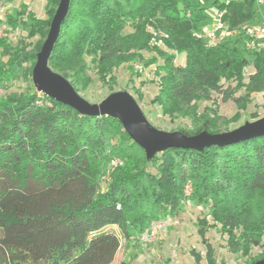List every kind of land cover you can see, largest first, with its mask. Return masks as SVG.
<instances>
[{
    "label": "trees",
    "instance_id": "16d2710c",
    "mask_svg": "<svg viewBox=\"0 0 264 264\" xmlns=\"http://www.w3.org/2000/svg\"><path fill=\"white\" fill-rule=\"evenodd\" d=\"M58 2L46 0L43 18L24 5L17 16H6L8 25L21 24L28 38L37 37L32 48L0 38L6 57L0 61V264H110L120 239L104 229L115 225L126 240L134 238L150 220L177 210L188 182L187 200L207 205L214 222L197 220L206 264H216L205 234L217 225L228 249L246 257L243 264L263 258L264 136L202 150L168 148L147 160L115 118L80 115L32 84L24 92L6 90L20 76L31 77ZM209 9L223 11L224 22L236 28L213 45L201 36ZM262 14L264 0H70L48 63L83 89L91 82L90 65L111 87L121 64H153L158 91L151 103L161 114L190 118L193 128L178 129L186 135L218 133L215 102L199 111V101L220 92L245 110L252 93L264 99V46L247 49L240 27ZM143 51L153 54L145 59ZM178 54L185 55L183 65L174 64ZM222 81L234 85L222 89ZM239 90L244 94L233 97ZM134 93L142 99L139 89ZM113 157L122 163L101 190L102 170ZM254 246L263 250L250 256ZM190 253L202 264L198 251Z\"/></svg>",
    "mask_w": 264,
    "mask_h": 264
},
{
    "label": "rangeland",
    "instance_id": "374dc122",
    "mask_svg": "<svg viewBox=\"0 0 264 264\" xmlns=\"http://www.w3.org/2000/svg\"><path fill=\"white\" fill-rule=\"evenodd\" d=\"M45 3L46 0H0V25L2 26L0 29V38H4L11 45H15L19 40H24L26 43H29V49L32 48L37 37L28 38L26 30L22 28L21 24H17L15 27L8 25L6 16L9 13L17 16L21 7L24 5L26 7V12L32 13L36 18H43L45 16ZM209 10L212 11L211 9ZM210 11L208 13L212 14ZM248 24L252 23H244L240 27ZM235 29L236 28H232L231 31ZM126 30H128V28ZM157 44L164 48L160 41H158ZM152 54V52L146 51L142 53L145 59L149 58ZM184 58V54L176 55L174 64L183 65ZM5 59L6 57H2L0 54V61ZM87 62H89V58ZM28 65L29 63L25 64V66ZM154 68L155 66L153 64L145 66L143 62L121 64L114 70L115 83L110 87L99 80L95 68L90 65L88 68V75L91 78L90 84L86 89L75 85V90L88 102L98 103L109 93L120 90H125L136 98L137 96L136 93H134V89H139L143 97L141 100L137 101V103L153 126L167 132L178 131L180 128H193L190 118L175 117L170 119L161 114L158 105L151 103V99L158 91V78L154 75ZM252 72L253 68L251 66L244 70L245 81H247L248 75ZM31 84V77L26 80L20 76L18 79L14 80L6 90L24 92ZM221 85L222 89H225L227 87H232L234 83L222 81ZM4 93L5 90L0 86V96ZM243 94L244 91L239 90L234 93L233 97H239ZM222 97V93L212 92L210 94V101H199L197 103V109L202 111L205 106H212V101L215 102L217 113L221 117L218 127L219 132L230 131L246 121H254L264 116V99L262 93H252L250 95V102L245 110L238 109L232 99L224 100ZM236 112L240 113L237 120L231 121L228 124L222 122V120L230 119ZM254 115L256 118H254ZM115 159L120 160L119 157L111 158L102 170L100 180L101 190L105 187L110 173L116 168L111 165V161ZM186 184L188 192H192V184L190 182ZM184 194L186 193L183 192V195ZM166 216L174 217L177 223L170 224V226L156 232V237L155 239L153 238V241H140V235L142 233L136 234L134 238L130 240H126L117 226L106 227L104 230L115 233L120 239V246L110 264H120L121 262L130 264H195L190 253L192 249L198 251L202 255L201 263L206 264L204 259L205 248L197 234V220L206 217L210 224L214 223L208 213V206L205 204L200 205L195 202L186 203L182 197L177 210ZM160 220V218L150 220L147 227L151 225L155 227L157 224H160ZM205 237L214 249L216 264H222L223 262L225 264H243L246 260V257L242 256L240 253H233L228 249L226 244L227 236L219 230V225L208 228ZM262 242H264V234L262 236ZM262 250L263 247L254 246L250 251V256H256L260 254Z\"/></svg>",
    "mask_w": 264,
    "mask_h": 264
},
{
    "label": "water",
    "instance_id": "95a60500",
    "mask_svg": "<svg viewBox=\"0 0 264 264\" xmlns=\"http://www.w3.org/2000/svg\"><path fill=\"white\" fill-rule=\"evenodd\" d=\"M70 0H59L46 38L36 54L31 81L37 92L67 105L86 116H107L117 119L123 130L145 153L147 160L168 148L202 150L211 145L225 146L264 136V116L246 121L230 131L209 133L203 130L193 135L181 131H163L153 126L134 97L125 90L114 91L98 103H90L78 94L62 74L49 66V57L68 13ZM253 264H264V257Z\"/></svg>",
    "mask_w": 264,
    "mask_h": 264
},
{
    "label": "built area",
    "instance_id": "2783aa9c",
    "mask_svg": "<svg viewBox=\"0 0 264 264\" xmlns=\"http://www.w3.org/2000/svg\"><path fill=\"white\" fill-rule=\"evenodd\" d=\"M257 3L261 5L263 3V0H257ZM212 11H210L212 14L208 13L210 16L209 22L201 27V36L207 41L209 45L215 44L222 37L230 36L236 33V29L231 31L228 25L224 22L223 11L213 9ZM1 28L2 26L0 25V29ZM241 28L244 30L246 36L248 37V39L245 41V47L247 49H255L264 46V14L261 15L259 22L243 25ZM111 163L112 167H117L118 165H121L122 162L119 159H115L112 160ZM186 186L187 184L185 185L183 190V192L186 193L184 194V201L186 203H190L189 200H187V197H189L191 191L189 190L190 192H188ZM160 219V224H157L155 227L151 225L145 228V230L140 235V241H153L156 237V232H159L167 226H170V224L177 223V220L172 216L165 215Z\"/></svg>",
    "mask_w": 264,
    "mask_h": 264
}]
</instances>
